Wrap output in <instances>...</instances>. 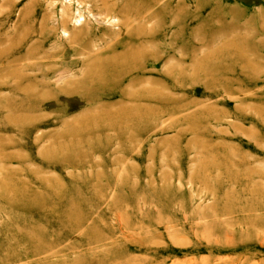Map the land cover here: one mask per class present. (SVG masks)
I'll use <instances>...</instances> for the list:
<instances>
[{
    "label": "rangeland",
    "instance_id": "1",
    "mask_svg": "<svg viewBox=\"0 0 264 264\" xmlns=\"http://www.w3.org/2000/svg\"><path fill=\"white\" fill-rule=\"evenodd\" d=\"M0 264H264V0H0Z\"/></svg>",
    "mask_w": 264,
    "mask_h": 264
},
{
    "label": "bare ground",
    "instance_id": "2",
    "mask_svg": "<svg viewBox=\"0 0 264 264\" xmlns=\"http://www.w3.org/2000/svg\"><path fill=\"white\" fill-rule=\"evenodd\" d=\"M126 12V11H125ZM102 13H103V11H102ZM115 13V12H114ZM110 14V13H109ZM108 14V15H109ZM98 15H99V13H98ZM102 15V14H101ZM103 15H106V13L105 14H103ZM111 15V14H110ZM104 17V16H103ZM107 17H109V16H107ZM83 17L81 16V19H82ZM106 18V17H105ZM114 18L113 17H110V18H108L107 20H113ZM118 19V18H117ZM78 20H80V19H78ZM98 21V20H97ZM114 21H115V19H114ZM105 22V21H104ZM107 22V21H106ZM105 22V23H106ZM101 23V22H100ZM108 24V23H107Z\"/></svg>",
    "mask_w": 264,
    "mask_h": 264
}]
</instances>
